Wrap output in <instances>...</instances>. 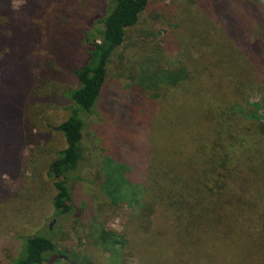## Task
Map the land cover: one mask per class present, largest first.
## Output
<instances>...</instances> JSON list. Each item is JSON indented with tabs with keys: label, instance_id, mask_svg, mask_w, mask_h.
I'll return each instance as SVG.
<instances>
[{
	"label": "trees",
	"instance_id": "obj_1",
	"mask_svg": "<svg viewBox=\"0 0 264 264\" xmlns=\"http://www.w3.org/2000/svg\"><path fill=\"white\" fill-rule=\"evenodd\" d=\"M72 2L0 0V220L10 209L4 177L62 93L71 113L56 128L65 147L48 165L52 206L89 234L69 255L50 226L24 238L13 264H264L263 0H110L92 19L98 39L66 20ZM147 12L171 42L143 39L152 50L138 63L136 49L127 53L144 37ZM84 47L89 59L76 68ZM70 77L76 87L64 91ZM99 107L106 123L90 148L85 132ZM84 168L94 174L77 208ZM122 206L134 213L117 233L107 221Z\"/></svg>",
	"mask_w": 264,
	"mask_h": 264
},
{
	"label": "rangeland",
	"instance_id": "obj_2",
	"mask_svg": "<svg viewBox=\"0 0 264 264\" xmlns=\"http://www.w3.org/2000/svg\"><path fill=\"white\" fill-rule=\"evenodd\" d=\"M109 1L110 0H73L71 6H69V11L65 14V18L69 23L75 24L77 27H83L88 31L89 36L95 39L97 38V34L95 27L92 25V19L94 16H96V18L105 17ZM157 1L170 5L177 0ZM62 4L64 5L65 3L63 2ZM21 5L22 3L18 2L15 4V8H19ZM149 14L150 13L147 12L145 18H147ZM58 16L63 17L64 15L59 13ZM145 20V33L143 35L145 38L140 37L141 40H137L136 42L138 46L135 47L132 52L129 51L127 53L128 58L134 55L135 60L138 55V63L143 62L147 58L145 55H148L150 50H152L151 47L149 48L150 50L145 47L147 44L149 46H155L161 42V47L163 48L166 42H171L169 35L163 33L161 29L162 26L160 27L159 24H156L155 21H151L148 18ZM131 35L135 36V33L132 32ZM143 39L147 40V44L141 47V41ZM88 47L86 49L84 47L74 54L72 60L76 68L87 63L89 59ZM117 72L111 67V74L113 77H116ZM70 78L71 79L67 83L65 80L62 84L64 91L76 87V80L74 77ZM120 83L123 89L129 85L127 80H122ZM259 99L261 98H257V100ZM70 105L71 103L61 93L58 103H53L51 105L52 107L49 109V114L44 126H40L39 130L38 128L35 129L34 133L38 135L35 144L29 145L23 149L17 169L13 171L11 176L4 177L3 191L8 195L4 198V201L10 205V209L7 213L9 217L0 220V264H13V261L19 258L23 251L24 238L37 233H47V229L50 226H52L50 233L55 236L58 251L72 255L84 249L83 247L85 245H89V234L86 233L85 235L82 231L78 232L74 229V227H76L78 230H81V228H79L81 226L78 221H76L77 219H75L74 215H68L57 219L52 206L51 197L53 193L49 190L50 186L47 178L48 165L54 158L55 153L65 147L63 136L56 128L69 117L71 113L69 110ZM105 108L102 109V107H99L97 109L98 116L94 115L88 120V128L85 132V144L90 148L98 147L100 143V137L98 136L100 130L98 129H100L101 125L106 123V121L104 122L103 120L105 117ZM93 174L94 171L89 168H84V170H82L81 175L86 182L78 184V186L75 187L73 203L77 208H80L83 199L89 192V182L93 179ZM17 199L21 200L20 204L16 203ZM16 206L18 210L22 211V217H17ZM13 208H15V210L12 212ZM10 212L14 213V215L11 216ZM133 213V208L122 206L116 216L108 218L107 227L117 233L122 232ZM147 216L148 213L146 212L145 218L143 216L142 219L140 218L145 225L146 223L147 225L149 224ZM80 244H82V248H79ZM88 251H90L92 254L91 257H93L94 260H102L96 251H92L91 248ZM60 261L59 264H65L67 259L64 256ZM262 263H264V261H262ZM128 264H139L138 258L133 256L128 257Z\"/></svg>",
	"mask_w": 264,
	"mask_h": 264
}]
</instances>
